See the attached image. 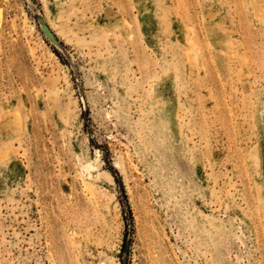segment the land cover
Instances as JSON below:
<instances>
[{
	"label": "rangeland",
	"instance_id": "rangeland-1",
	"mask_svg": "<svg viewBox=\"0 0 264 264\" xmlns=\"http://www.w3.org/2000/svg\"><path fill=\"white\" fill-rule=\"evenodd\" d=\"M0 264H264V0H0Z\"/></svg>",
	"mask_w": 264,
	"mask_h": 264
}]
</instances>
